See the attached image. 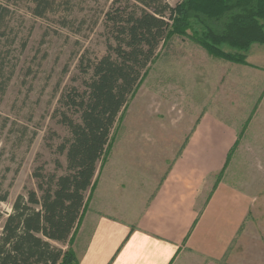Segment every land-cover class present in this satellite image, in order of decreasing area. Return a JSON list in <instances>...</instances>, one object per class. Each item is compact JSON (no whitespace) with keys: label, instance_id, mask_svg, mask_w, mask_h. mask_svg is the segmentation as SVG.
Listing matches in <instances>:
<instances>
[{"label":"rangeland","instance_id":"1","mask_svg":"<svg viewBox=\"0 0 264 264\" xmlns=\"http://www.w3.org/2000/svg\"><path fill=\"white\" fill-rule=\"evenodd\" d=\"M115 1L46 0L43 17L35 13V0L2 1L10 12L0 45V84H6L0 95V188L9 194L0 210L6 216L19 196L38 192L37 170L64 175L66 157L58 148L70 134L57 112L59 101L70 89L85 90L82 61L86 67L108 54L105 16ZM162 1L172 8L183 2ZM193 35L173 32L149 65L119 116L86 212L137 217L204 118L215 117L237 138L218 180L255 197L241 242L264 264V45H253L239 64L210 53Z\"/></svg>","mask_w":264,"mask_h":264},{"label":"trees","instance_id":"2","mask_svg":"<svg viewBox=\"0 0 264 264\" xmlns=\"http://www.w3.org/2000/svg\"><path fill=\"white\" fill-rule=\"evenodd\" d=\"M2 1L0 45L8 35L10 14ZM132 1L138 5L116 0L106 14L105 30L111 38L108 54L86 67L81 62V72L89 77L83 83L85 90L70 89L59 101L57 112H62L61 123L70 134L58 148L66 157L64 175L37 170L38 192L19 196L7 216L0 210V264H79L73 240L87 209L88 193L95 186L98 165L120 114L173 32L192 30L196 42L210 53L239 64H245L253 45H264V0H183L175 8L162 0ZM35 2L36 15L43 17L48 2ZM2 73L0 64V78ZM5 91L6 84L1 83L0 95ZM56 165L62 167L59 162ZM8 197L0 188V204Z\"/></svg>","mask_w":264,"mask_h":264},{"label":"crops","instance_id":"3","mask_svg":"<svg viewBox=\"0 0 264 264\" xmlns=\"http://www.w3.org/2000/svg\"><path fill=\"white\" fill-rule=\"evenodd\" d=\"M236 141L233 127L204 118L137 217L84 214L73 242L79 264H261L241 242L255 197L218 180Z\"/></svg>","mask_w":264,"mask_h":264}]
</instances>
